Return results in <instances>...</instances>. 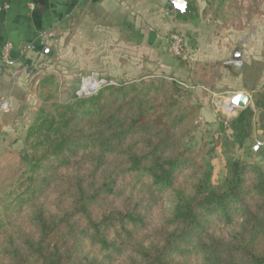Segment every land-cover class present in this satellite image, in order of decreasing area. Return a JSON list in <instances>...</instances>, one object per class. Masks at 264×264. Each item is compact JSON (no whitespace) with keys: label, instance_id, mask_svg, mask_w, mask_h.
<instances>
[{"label":"trees","instance_id":"obj_1","mask_svg":"<svg viewBox=\"0 0 264 264\" xmlns=\"http://www.w3.org/2000/svg\"><path fill=\"white\" fill-rule=\"evenodd\" d=\"M226 1L224 18L241 25L232 0L216 15ZM55 84L42 81L56 95ZM183 98L164 78L40 110L28 177L0 203V264H264V147L249 145L264 91L256 112L220 123L230 136L218 183L215 148L193 149L200 107ZM246 148L260 162L232 157Z\"/></svg>","mask_w":264,"mask_h":264},{"label":"crops","instance_id":"obj_2","mask_svg":"<svg viewBox=\"0 0 264 264\" xmlns=\"http://www.w3.org/2000/svg\"><path fill=\"white\" fill-rule=\"evenodd\" d=\"M190 1L197 18H179L171 0H0V56L7 43L13 45L12 64L0 62V104L13 102L16 87L10 73L33 79L30 65L53 56L52 48H58L59 36L69 25L72 61L83 73H139L152 66L171 74L177 65L166 50L175 32L184 36L193 65L207 69L221 63L232 80L242 84L246 75L251 77L252 65L259 63L264 70V55L258 54L264 46V0L259 15L255 0H232L241 8V25L234 16L231 21L224 18L229 1L213 20L205 14L221 0L218 5L217 0ZM241 46L242 52H234ZM237 53L241 62L235 68L228 63Z\"/></svg>","mask_w":264,"mask_h":264},{"label":"rangeland","instance_id":"obj_3","mask_svg":"<svg viewBox=\"0 0 264 264\" xmlns=\"http://www.w3.org/2000/svg\"><path fill=\"white\" fill-rule=\"evenodd\" d=\"M260 1L255 0L254 3L256 15H259ZM216 2L218 5V0ZM216 9V6L210 7L205 17L209 20L215 19L217 17ZM59 37L61 42L58 44V48L55 46L52 48L53 56L47 59L42 57L41 60L43 61H37L34 65H30L29 68L34 70L32 74L36 75L33 79L25 81L21 79L22 73L15 74L14 70L10 73L16 89L10 110L0 112V203L10 191L28 177L30 165L26 158L29 149L27 134L40 110L46 109L49 112H54V104L71 102L74 96H77L81 77L91 73H98L104 78L114 80L117 86L142 80L149 82L164 78L203 86L205 90H197L196 92L183 91L179 88L178 90L184 96V105L200 107L193 149L197 154L202 155L203 149L215 148L211 161L213 165L212 179L214 183L222 181L226 174L224 143L230 136V131H222L220 123L229 122L242 111L240 109L233 115L232 113L237 107L231 109L228 106V103L231 102L229 99L234 93L247 94L251 99L248 108L256 112L253 97L258 92L264 91V70L261 64L252 65L256 68L255 71L259 70V72H255V75L250 74L251 77L246 75L242 84L232 80L227 72L229 69L226 70L221 63L212 65L207 69L202 68L193 65L190 58L189 60H182L174 57L170 54L168 47L166 52L177 65V70L171 74H165L152 66L146 67L148 72L139 73H83L77 70V66L72 61L71 26L69 25ZM187 49L189 51V47ZM234 50V52H242L243 47H235ZM258 54L264 55V46L258 48ZM49 76L55 78L56 95L52 87L45 89L42 85V81ZM243 85L246 88H243ZM254 144H257V148L264 147V128L259 121V113H256L253 120V138L249 142L250 146H254ZM232 157L243 163L260 162V157L248 148L235 149Z\"/></svg>","mask_w":264,"mask_h":264},{"label":"built area","instance_id":"obj_4","mask_svg":"<svg viewBox=\"0 0 264 264\" xmlns=\"http://www.w3.org/2000/svg\"><path fill=\"white\" fill-rule=\"evenodd\" d=\"M12 50L13 45L11 43H7L4 46L0 56V62L3 66H10L12 64ZM169 52L176 58L189 60V53L186 48V40L181 33L175 32L170 36ZM15 74H18V72ZM174 81L176 82L178 88L183 91L196 92L197 90H205V88L200 85L178 80ZM111 86H117V83L114 80L100 76L98 73H91L81 77L76 95L78 98H90L97 95L102 89ZM238 94L239 93H234L229 100L232 102L233 98ZM9 110V101L5 100L1 102L0 112H8ZM235 113L236 112H233L232 114L234 115ZM258 144L261 146L260 143Z\"/></svg>","mask_w":264,"mask_h":264},{"label":"water","instance_id":"obj_5","mask_svg":"<svg viewBox=\"0 0 264 264\" xmlns=\"http://www.w3.org/2000/svg\"><path fill=\"white\" fill-rule=\"evenodd\" d=\"M170 6L173 10H175L179 18H183L184 16H187L189 18L191 17L197 18L199 16L197 12V7L190 0H171ZM47 52L48 49L45 50V53ZM239 56L240 55L237 53L235 55V58H239ZM236 63L240 65V62H237L235 60L229 62L228 65H234ZM0 70H1V66H0ZM250 102H251L250 97L245 93H240L236 95L232 100V104L237 107L235 112H238L240 109L241 110L247 109Z\"/></svg>","mask_w":264,"mask_h":264},{"label":"bare ground","instance_id":"obj_6","mask_svg":"<svg viewBox=\"0 0 264 264\" xmlns=\"http://www.w3.org/2000/svg\"><path fill=\"white\" fill-rule=\"evenodd\" d=\"M249 104H250V103H249ZM228 106H229L231 109L236 108V106H234V105L232 104V102H229V103H228Z\"/></svg>","mask_w":264,"mask_h":264},{"label":"flooded vegetation","instance_id":"obj_7","mask_svg":"<svg viewBox=\"0 0 264 264\" xmlns=\"http://www.w3.org/2000/svg\"><path fill=\"white\" fill-rule=\"evenodd\" d=\"M234 60H236V58H235ZM236 61H237V60H236ZM233 66H234L235 68H237L238 65H237V63H236V64H234Z\"/></svg>","mask_w":264,"mask_h":264}]
</instances>
